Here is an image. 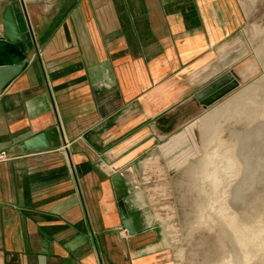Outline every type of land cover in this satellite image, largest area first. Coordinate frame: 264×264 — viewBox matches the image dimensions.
I'll use <instances>...</instances> for the list:
<instances>
[{"label":"crops","instance_id":"obj_1","mask_svg":"<svg viewBox=\"0 0 264 264\" xmlns=\"http://www.w3.org/2000/svg\"><path fill=\"white\" fill-rule=\"evenodd\" d=\"M8 6L33 44L0 91V264H169L108 175L196 114L235 0H0V54Z\"/></svg>","mask_w":264,"mask_h":264},{"label":"rangeland","instance_id":"obj_2","mask_svg":"<svg viewBox=\"0 0 264 264\" xmlns=\"http://www.w3.org/2000/svg\"><path fill=\"white\" fill-rule=\"evenodd\" d=\"M235 2L207 84L229 72L237 85L207 105L194 96L192 118L108 175L169 264H264V0Z\"/></svg>","mask_w":264,"mask_h":264},{"label":"water","instance_id":"obj_3","mask_svg":"<svg viewBox=\"0 0 264 264\" xmlns=\"http://www.w3.org/2000/svg\"><path fill=\"white\" fill-rule=\"evenodd\" d=\"M3 53L0 54V91L4 86L17 76L27 63V52L32 48V37L29 28L20 31L13 10L8 6L3 16ZM5 57L6 63L3 62ZM13 57L18 60L13 62ZM237 85L233 75L229 72L219 76L195 94L197 100L203 105L210 104ZM48 147L44 133L36 134L22 142L21 148L26 151L45 149ZM111 183L117 200V206L121 218V226L129 236L135 234L132 221L128 217L122 198L126 195V189L120 173L111 177Z\"/></svg>","mask_w":264,"mask_h":264},{"label":"built area","instance_id":"obj_4","mask_svg":"<svg viewBox=\"0 0 264 264\" xmlns=\"http://www.w3.org/2000/svg\"><path fill=\"white\" fill-rule=\"evenodd\" d=\"M7 154L5 151H0V160H5L7 159Z\"/></svg>","mask_w":264,"mask_h":264}]
</instances>
